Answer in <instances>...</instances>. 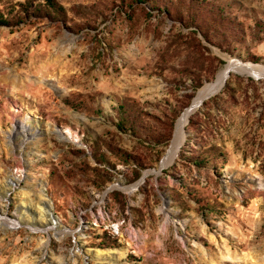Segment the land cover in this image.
Here are the masks:
<instances>
[{
  "label": "rangeland",
  "instance_id": "rangeland-1",
  "mask_svg": "<svg viewBox=\"0 0 264 264\" xmlns=\"http://www.w3.org/2000/svg\"><path fill=\"white\" fill-rule=\"evenodd\" d=\"M56 1L0 0V264H264V78L161 169L264 66V0Z\"/></svg>",
  "mask_w": 264,
  "mask_h": 264
},
{
  "label": "bare ground",
  "instance_id": "bare-ground-1",
  "mask_svg": "<svg viewBox=\"0 0 264 264\" xmlns=\"http://www.w3.org/2000/svg\"><path fill=\"white\" fill-rule=\"evenodd\" d=\"M244 70H247L249 73L254 75L256 78H264V66L252 65V64H248V65L243 64L242 65L240 63H237L236 61L231 60L228 64V66L219 74V76L215 82L206 85L204 88H202L199 91V93L196 96L192 106L187 111H185V113L179 119L174 140L172 142L171 147L168 149L166 155L163 158V161L161 163V169L169 166L176 159L178 152L180 151V147L182 146L184 139H185V135H186L185 134V132H186L185 127L188 123L190 116L194 112H196V110L202 105V103L207 98L211 97L212 95H215L216 93H218L222 89L224 83L226 82L227 78L229 77V75L231 73L242 72ZM144 177H145V175H144ZM141 183H143V180L141 182H139V184L134 188H138V186ZM116 188H121V187L113 186L112 188H110V190H113ZM126 190H130V189H126ZM48 214H49V212H48ZM111 253L112 252L97 251L96 256L100 259V258L107 257L106 255L110 256Z\"/></svg>",
  "mask_w": 264,
  "mask_h": 264
},
{
  "label": "trees",
  "instance_id": "trees-1",
  "mask_svg": "<svg viewBox=\"0 0 264 264\" xmlns=\"http://www.w3.org/2000/svg\"><path fill=\"white\" fill-rule=\"evenodd\" d=\"M44 4H46V11L47 14H51L53 16H60L62 15L63 7L60 5L56 0H43ZM37 11L42 10L41 8H37ZM50 12V13H49ZM9 21L3 17V15L0 13V25H9ZM200 86V84L196 85L195 88ZM120 109H123V106H119ZM191 121H189L190 124ZM129 125L128 118L125 116H122L121 119H119L117 126L120 128H123V126Z\"/></svg>",
  "mask_w": 264,
  "mask_h": 264
},
{
  "label": "water",
  "instance_id": "water-1",
  "mask_svg": "<svg viewBox=\"0 0 264 264\" xmlns=\"http://www.w3.org/2000/svg\"><path fill=\"white\" fill-rule=\"evenodd\" d=\"M190 104H191V103H190ZM190 104H189V105H190ZM185 134H186V132H185ZM140 179H144V174L141 175ZM104 193H106V190H105Z\"/></svg>",
  "mask_w": 264,
  "mask_h": 264
}]
</instances>
